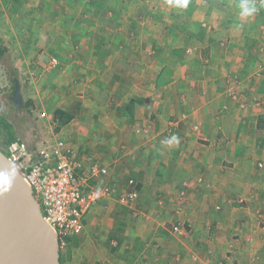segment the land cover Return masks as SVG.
Returning <instances> with one entry per match:
<instances>
[{
    "label": "crops",
    "instance_id": "obj_1",
    "mask_svg": "<svg viewBox=\"0 0 264 264\" xmlns=\"http://www.w3.org/2000/svg\"><path fill=\"white\" fill-rule=\"evenodd\" d=\"M100 2L86 9L99 4L108 22L98 31L113 30L117 5ZM176 25L150 40L144 28L134 41L82 40L69 60L70 88L54 104L72 119L58 136L66 133L83 171L108 170L104 181L119 198L139 194L93 205L62 264H264V75L251 71L247 51L215 38L217 28L204 25V37L192 38L188 23ZM190 46L202 48L197 62ZM178 224L189 232H176Z\"/></svg>",
    "mask_w": 264,
    "mask_h": 264
},
{
    "label": "rangeland",
    "instance_id": "obj_2",
    "mask_svg": "<svg viewBox=\"0 0 264 264\" xmlns=\"http://www.w3.org/2000/svg\"><path fill=\"white\" fill-rule=\"evenodd\" d=\"M88 1L0 0V47L7 49L4 56H0V114L13 123L15 131L22 135L24 143L31 149L37 148L39 142L42 144L47 140L52 142L54 135L61 137L58 136L61 133L57 131V122L53 118L54 110L57 109L54 102L57 96L64 94L70 88L68 74L73 68L72 61L69 60L72 55H80L85 49L77 48V44L82 40L93 39L94 42L96 38H104L112 34L114 39L128 35L127 40L134 41L138 38V31L141 28L145 31H141L140 37L150 40L155 32L161 31L162 34V30L171 28L167 26L173 23L178 24L176 26H183L182 24L187 26V23L188 25L191 23L189 26L192 38L196 36L202 38L203 35L199 33L201 29L206 28L204 25L208 29L212 26L218 30L214 33L215 38L236 45L234 50L240 53L247 51L246 53L250 54V59L254 61L251 71H254L256 77L264 75V51L260 50L264 47L261 45L264 42V0H187L186 6H183V0H120L119 2L112 0V3L117 5L118 15L113 24L109 23L110 27H115L113 30H107L108 32L98 31L102 28V24L108 22L107 14L104 16L99 4L94 5L92 9H86ZM99 2L114 10L106 0ZM244 4L254 7L256 11L244 14L242 8ZM187 18L190 20L187 21ZM231 18L236 20L235 23L231 24ZM93 23L97 24L96 32L93 30ZM198 41L195 39L193 43ZM190 47L191 50L187 53L191 56L189 59L197 62L195 57L201 54L202 48ZM227 48L233 52V47ZM161 49L166 50L165 47ZM130 50L128 47L124 53L131 54ZM143 54L144 60L151 58L147 50ZM60 68L62 69L59 70ZM57 69L59 75L55 74ZM10 70L17 71L24 103L28 101L33 103L30 108L31 115L26 111L18 112L8 101L9 96H13L15 86L10 77ZM163 76L168 78L165 73ZM262 104V99L256 102L259 107H262ZM44 113H46L45 117L42 116ZM23 116H26L27 122L21 121L20 118ZM149 130L150 127L143 130L144 136H150ZM65 135L66 133L62 132V136L66 139ZM81 165L83 169L84 166L82 163ZM89 168L90 166L87 169ZM130 176L132 174L126 172L121 179L126 180ZM106 179L105 182L102 176L90 186L100 189L110 187L107 182L108 177ZM138 194L137 192V196ZM111 198L122 201L117 194L110 192L95 204ZM173 227L181 235L189 232L184 224ZM71 241L64 249L71 244Z\"/></svg>",
    "mask_w": 264,
    "mask_h": 264
},
{
    "label": "built area",
    "instance_id": "obj_3",
    "mask_svg": "<svg viewBox=\"0 0 264 264\" xmlns=\"http://www.w3.org/2000/svg\"><path fill=\"white\" fill-rule=\"evenodd\" d=\"M52 138V142L47 140L35 150L24 142H15L10 145L7 155L20 167L26 183L33 189L46 221L58 234L62 250L83 233L88 210L112 191L108 187L100 189L89 184L91 180L106 176V168L95 164L83 171L70 143L55 135ZM136 197L137 192L131 191L121 200L127 203Z\"/></svg>",
    "mask_w": 264,
    "mask_h": 264
},
{
    "label": "water",
    "instance_id": "obj_4",
    "mask_svg": "<svg viewBox=\"0 0 264 264\" xmlns=\"http://www.w3.org/2000/svg\"><path fill=\"white\" fill-rule=\"evenodd\" d=\"M12 100L23 105L15 78ZM0 264H62L61 241L18 167L0 149Z\"/></svg>",
    "mask_w": 264,
    "mask_h": 264
},
{
    "label": "trees",
    "instance_id": "obj_5",
    "mask_svg": "<svg viewBox=\"0 0 264 264\" xmlns=\"http://www.w3.org/2000/svg\"><path fill=\"white\" fill-rule=\"evenodd\" d=\"M6 51H7L6 48L0 47V56L3 57ZM10 77L15 85V78L18 77L17 71L12 70L11 72L10 70ZM8 101L12 105V107H14L18 112L26 111L28 114L31 115L30 108L33 106L32 101L25 102L23 105H18L12 100L11 96H9ZM20 119L21 121H25V122L28 121L26 116H23ZM54 119H55V122H57V128L59 130L60 127L68 124L71 121L72 117L66 111L57 109L54 112ZM23 140L24 139L22 135H20L18 132L15 131L13 123L9 122L8 119L4 117V115L0 114V149L4 153L9 154L10 145L18 141L24 142ZM35 149L33 148V150ZM18 168H19V171L22 172L19 166Z\"/></svg>",
    "mask_w": 264,
    "mask_h": 264
},
{
    "label": "clouds",
    "instance_id": "obj_6",
    "mask_svg": "<svg viewBox=\"0 0 264 264\" xmlns=\"http://www.w3.org/2000/svg\"><path fill=\"white\" fill-rule=\"evenodd\" d=\"M187 0H183V6H186ZM243 13L250 14L256 11L254 7H249L247 4L242 5ZM173 141H176V137H172L171 140L166 141V143L171 144Z\"/></svg>",
    "mask_w": 264,
    "mask_h": 264
}]
</instances>
